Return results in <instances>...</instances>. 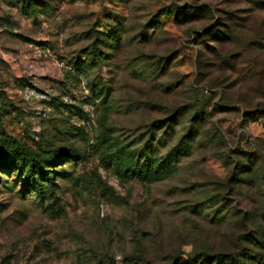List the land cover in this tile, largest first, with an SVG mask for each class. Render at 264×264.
<instances>
[{
  "label": "rangeland",
  "instance_id": "obj_1",
  "mask_svg": "<svg viewBox=\"0 0 264 264\" xmlns=\"http://www.w3.org/2000/svg\"><path fill=\"white\" fill-rule=\"evenodd\" d=\"M31 1L0 0V141L80 157L40 196L0 156V264H263L264 0ZM159 125L160 157L195 134L162 179L101 159L102 131L138 150Z\"/></svg>",
  "mask_w": 264,
  "mask_h": 264
},
{
  "label": "trees",
  "instance_id": "obj_2",
  "mask_svg": "<svg viewBox=\"0 0 264 264\" xmlns=\"http://www.w3.org/2000/svg\"><path fill=\"white\" fill-rule=\"evenodd\" d=\"M21 4L22 7L29 9L31 13L36 11L37 5L31 0H17L15 4ZM151 23V22H150ZM152 23L147 28L155 27ZM95 40L101 43L105 41L102 34L95 36ZM94 40V41H95ZM97 43L90 44L83 52L86 58L85 62L78 58H73V66L77 70L88 68L90 65L97 63L103 58V55L98 54ZM175 115L172 114L169 120H173ZM162 126H154L150 130V135L144 140L140 149H130L128 145H124L114 140L107 132L102 131L96 140V147L100 151V157L109 164L114 173L121 178L136 177L142 182H152L162 179L165 175L172 172L175 167V162L179 158V154H188L191 149V141L195 134L190 128L189 132L182 135L178 143L165 156H158L154 151L155 130L161 129ZM7 160L8 164L16 168L19 172L25 174V178L30 184V187L40 196L44 194L46 189L44 182H50V186L54 185L53 176L55 172L48 167H51L59 157H64V162L69 159L79 158L80 155L76 149L72 147H57V148H33L31 146L21 144L15 140L10 142L0 141V156ZM63 162V163H64ZM58 173L63 177H67L68 172L60 170ZM242 256L231 254H215L211 255L205 252L194 253L185 258L184 264H245V258L252 255L242 253ZM264 264V258L261 260Z\"/></svg>",
  "mask_w": 264,
  "mask_h": 264
}]
</instances>
